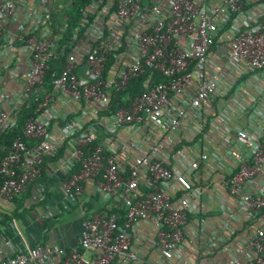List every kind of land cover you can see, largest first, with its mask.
<instances>
[{
	"label": "built area",
	"instance_id": "obj_1",
	"mask_svg": "<svg viewBox=\"0 0 264 264\" xmlns=\"http://www.w3.org/2000/svg\"><path fill=\"white\" fill-rule=\"evenodd\" d=\"M71 1L0 0V74L24 85L0 91V137L37 103L1 161L0 200L61 171L67 197L95 183L107 207L78 248L0 264H145L142 244L154 264H264V0H93L69 27ZM150 72L164 81L113 105ZM127 127L146 143H103Z\"/></svg>",
	"mask_w": 264,
	"mask_h": 264
},
{
	"label": "crops",
	"instance_id": "obj_2",
	"mask_svg": "<svg viewBox=\"0 0 264 264\" xmlns=\"http://www.w3.org/2000/svg\"><path fill=\"white\" fill-rule=\"evenodd\" d=\"M33 7L35 0H29L27 8ZM5 73L0 74H3V77L0 76V84H3L0 91L8 94L21 91L24 85L4 75ZM58 105L62 107V101ZM82 110L81 106L74 105L72 113L81 115ZM86 111L89 112V120L93 122L94 113L87 109ZM107 122L102 119L100 124L105 125ZM128 128L118 129L115 135L106 138L101 135L103 143L118 147L121 141L132 137L142 144L146 143L149 138L147 133L133 132ZM64 175L61 171L56 173L55 177L44 175L32 182L27 192L14 202L0 200V260L12 258L18 253L37 247H59L65 251L79 247L85 218L102 211L107 207V202L95 183L85 186L79 201L70 199L62 189ZM150 229L152 225L148 222L141 225L137 231L140 240L150 238ZM140 248L141 255L145 257V264H154L160 259L159 251L155 247L142 244ZM188 251L187 246L185 259L188 258ZM59 259L57 256L56 261Z\"/></svg>",
	"mask_w": 264,
	"mask_h": 264
},
{
	"label": "trees",
	"instance_id": "obj_3",
	"mask_svg": "<svg viewBox=\"0 0 264 264\" xmlns=\"http://www.w3.org/2000/svg\"><path fill=\"white\" fill-rule=\"evenodd\" d=\"M91 1L93 0H72L70 2V7L68 10H66V16L69 18L67 21V24L69 27L75 26L78 21L82 18L81 10L84 9L86 6H88ZM152 76V80L148 82V79ZM164 78L156 73L150 72L149 74L133 80L129 88L122 92V94L119 95L117 99L113 100V105L119 100V101H126V96H130L132 100L138 96V94L146 91L148 87L163 82ZM37 103L28 101L26 105L22 108V110L19 113L18 121H17V127L13 130L6 131L1 137H0V164L2 159L6 156L8 153V150L10 148V145L12 141L22 135L23 127L26 123V121L33 116L34 109L36 107ZM116 107L114 106V110ZM78 170V168H77ZM45 198V197H44Z\"/></svg>",
	"mask_w": 264,
	"mask_h": 264
}]
</instances>
